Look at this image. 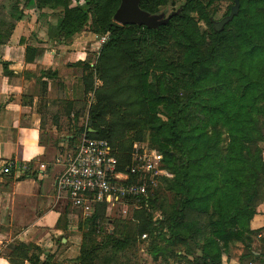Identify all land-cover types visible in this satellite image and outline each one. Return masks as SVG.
<instances>
[{"label": "trees", "instance_id": "obj_1", "mask_svg": "<svg viewBox=\"0 0 264 264\" xmlns=\"http://www.w3.org/2000/svg\"><path fill=\"white\" fill-rule=\"evenodd\" d=\"M122 1L12 0L11 4L14 19H21L27 7L61 9L63 19L51 29L55 37L72 38L90 22L96 35H108L92 68L81 61L87 72L85 92L94 89L89 76L96 74L103 83L95 89L88 127L80 128L77 141L84 131L90 138L109 140L120 170L126 171L134 143L150 135L155 146L151 149L163 155L164 167L171 173V177L162 176L148 204L134 208L131 220L120 227H105L104 222L110 223L107 204H99L85 218V227L79 226L83 233L75 260L78 264H126L127 251L142 234L153 237L148 251L158 260L162 253L158 239L172 247H187L208 231L203 255L195 258L197 264H224L215 239L224 246L240 241L245 251L242 261L250 256L251 262L264 264L263 247L254 246L258 235L264 242L262 230L250 226L264 203V0H240L239 14L222 31L212 27L213 41L205 51L190 32L193 12L203 5L202 0H184L167 18L155 16L166 0H135L150 15L139 23H118L113 17ZM247 3L256 10L245 16ZM239 20L245 24L235 44L227 26ZM1 22L7 24L3 17ZM178 30L192 43L191 52L184 59L169 60L164 54ZM26 50V60L32 61L30 52L36 49L28 45ZM158 62L159 67L170 68L172 75L165 90L152 87L151 68ZM3 64L8 71L7 62ZM12 166L3 168L9 172ZM26 177H36V171L28 170L19 179ZM165 189L172 193L170 200L162 196ZM151 208L160 210L161 217H155ZM180 251L172 249L179 256Z\"/></svg>", "mask_w": 264, "mask_h": 264}, {"label": "crops", "instance_id": "obj_2", "mask_svg": "<svg viewBox=\"0 0 264 264\" xmlns=\"http://www.w3.org/2000/svg\"><path fill=\"white\" fill-rule=\"evenodd\" d=\"M11 4H0L7 20L0 23V264H78L76 215L57 179L74 137L65 128L80 99L85 52L77 38L51 33L63 19L61 9L27 7L14 19ZM28 45L36 49L32 61L26 60ZM8 163L13 166L6 172ZM28 170L36 177L19 179ZM250 226L264 227V203Z\"/></svg>", "mask_w": 264, "mask_h": 264}, {"label": "rangeland", "instance_id": "obj_3", "mask_svg": "<svg viewBox=\"0 0 264 264\" xmlns=\"http://www.w3.org/2000/svg\"><path fill=\"white\" fill-rule=\"evenodd\" d=\"M236 1V0H235ZM2 2H9V0H0V4ZM184 0H166L164 4H161L159 6V13H157L155 16L158 18L165 17L167 18L169 15L174 13L176 10L180 8V6L183 4ZM140 8L139 2L136 3ZM203 5H198L196 10L193 12L194 21L190 25V32L192 36L194 37L195 41L198 43V46L200 49L205 51L207 47L211 44L213 41V38L211 36L212 27H214L213 21H218L222 19L224 16L228 15L231 11V8L235 3L231 0H212L211 5H208V0H202ZM246 5V4H245ZM120 7V6H119ZM242 7V1L240 4V8L238 10V13L240 12V9ZM247 11H245V16H248L250 12L255 13L256 7L251 4L247 3L246 5ZM142 9V8H141ZM144 10V9H143ZM117 11V10H116ZM147 15H150V13L146 10H144ZM116 13V12H115ZM236 14V15H237ZM209 16L211 17L212 24H210ZM114 20L118 23V20L115 18L114 14ZM244 21H238L237 23L227 26V30L233 37V40L235 44L238 42V38L236 37L237 33L240 32L241 28L240 26L244 25ZM77 38L76 41H79V44L81 45V51L85 52V64H90L91 68L94 66L98 60L102 42L100 40V37L95 34L93 31V27L91 25V22L83 28V30L74 36ZM188 38L183 37L180 33V31H176L168 45V50L164 54L165 57H168L170 60V57H181L185 58L187 55L191 52V44ZM74 47H72L73 49ZM82 68V77H81V86L80 91L76 94L80 99L76 100L77 107H76V113L75 117L69 116V120L66 121L67 130H69V134H73V138L70 137L71 141L68 145V152H70L72 149L70 148V145L78 144L81 140L77 141L79 138V130L81 127L84 129H87L88 127V113H89V107L92 102L95 101V89L102 86V81L94 74L93 76H89L90 83L92 82L94 85L93 91L86 93L85 92V84L83 82V76L87 74L85 71L86 66L83 65ZM161 66V63H155V65L151 68L153 73L151 76V82L152 87H154L156 90H165V85L168 82L171 73L170 68L165 67H159ZM163 66V65H162ZM56 107H54L55 110ZM69 122V123H68ZM90 130H92L90 128ZM86 132V131H84ZM83 132V133H84ZM82 136V135H81ZM55 136H53L54 138ZM54 139L53 141H55ZM152 140L150 138V135H146L145 139H142L139 142L134 143L133 147L136 145H143L155 148L154 145H152ZM155 144V143H154ZM72 147V146H71ZM67 149H65L66 151ZM63 153V150H62ZM65 152L63 153L62 157L65 159ZM263 156H264V150H263ZM165 177H171L170 171L165 168ZM165 182L163 183L164 186ZM164 188V187H163ZM171 192L167 191L166 189L162 192L163 198H167L170 200ZM259 203H261L259 201ZM72 204V203H71ZM263 204V203H262ZM71 206V205H70ZM75 212V221L73 223V226H77L79 230H75V234L77 236L82 237L83 230L79 228L80 225L83 223V227H85V218L86 216L83 215V212L77 208L73 207L71 208ZM134 212V208L132 206H123V205H113L111 208H109L106 212V217L110 218V223L104 222L105 227L107 228H117L120 227L123 222H128V220H131L132 214ZM151 212H153L155 217H161V211L157 210L155 208H151ZM204 222H207L208 215L204 214L203 216ZM215 217L217 218V215L215 214ZM111 220H115V223L112 224ZM261 229V233L264 236V227L259 228ZM208 231L205 232V235L201 237L200 239L194 241L191 240L189 242V245L187 247H184L182 245H179L178 247H172V245H168L167 241L164 239H158L157 244L161 248L162 253L159 255L158 260H154L152 254L149 253L150 244L153 239V237L147 236L146 238L136 237L135 243L132 246L129 251H127L125 255V262L126 264H197V260L195 258H201L203 255L202 248L204 247V244L206 243L205 237L208 236ZM213 238V237H212ZM255 248L258 250L261 246L263 247L261 250H264V242L261 241V237L258 235V237H255ZM218 243L217 248L221 250L222 252V260L224 264H256L255 261L251 262V257L249 256V259L243 260L240 257L242 252L244 251L243 243L240 241L232 240L230 241L227 246L223 245V241L220 239H215ZM215 245V242H213ZM181 250V255H177L175 252H172V249ZM254 248V247H253ZM229 257V259H228Z\"/></svg>", "mask_w": 264, "mask_h": 264}, {"label": "built area", "instance_id": "obj_4", "mask_svg": "<svg viewBox=\"0 0 264 264\" xmlns=\"http://www.w3.org/2000/svg\"><path fill=\"white\" fill-rule=\"evenodd\" d=\"M99 37L102 44L108 39V35ZM4 170L8 172V168ZM164 175L163 155L150 147H133L131 163L124 171L120 170L119 159L109 140L90 138L84 132L77 146L65 154L57 187L88 217L101 203L107 204V210L116 204L133 208L142 202L148 204L150 194ZM142 237L146 238L147 234Z\"/></svg>", "mask_w": 264, "mask_h": 264}, {"label": "water", "instance_id": "obj_5", "mask_svg": "<svg viewBox=\"0 0 264 264\" xmlns=\"http://www.w3.org/2000/svg\"><path fill=\"white\" fill-rule=\"evenodd\" d=\"M135 0H123L120 7L115 13V18L121 23H139L142 22L146 12L141 9ZM240 8V0H236L235 5L232 6L229 15L224 16L218 21H213L214 29L220 32L224 29L225 25L230 22L234 16L238 13Z\"/></svg>", "mask_w": 264, "mask_h": 264}]
</instances>
